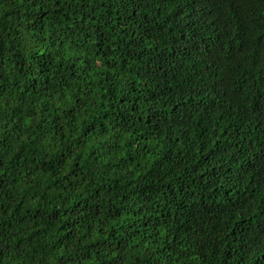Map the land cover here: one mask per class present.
I'll list each match as a JSON object with an SVG mask.
<instances>
[{"label": "trees", "instance_id": "obj_1", "mask_svg": "<svg viewBox=\"0 0 264 264\" xmlns=\"http://www.w3.org/2000/svg\"><path fill=\"white\" fill-rule=\"evenodd\" d=\"M0 264H264V0H0Z\"/></svg>", "mask_w": 264, "mask_h": 264}]
</instances>
